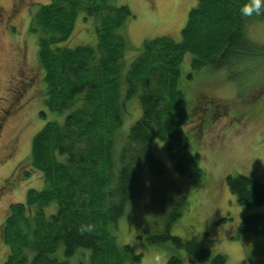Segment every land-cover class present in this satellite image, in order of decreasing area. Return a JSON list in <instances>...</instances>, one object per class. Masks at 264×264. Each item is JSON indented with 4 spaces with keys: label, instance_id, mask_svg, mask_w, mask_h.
<instances>
[{
    "label": "trees",
    "instance_id": "16d2710c",
    "mask_svg": "<svg viewBox=\"0 0 264 264\" xmlns=\"http://www.w3.org/2000/svg\"><path fill=\"white\" fill-rule=\"evenodd\" d=\"M244 2L197 0L180 42L165 36L145 41L134 58L127 52L126 24L134 19L127 6L48 0L30 7L42 101L65 119L47 122L32 138L25 167L9 179L12 185L14 178L38 175L43 187L8 207L0 226L9 249L4 264H142V255L119 242L120 221L132 206L144 224L140 239L165 249L166 264H228L225 254L214 251L215 242L173 235L188 198L157 157L156 143L179 175L194 179L202 172L188 126L195 104L210 100L193 89L206 74L234 78L252 63H264V44L248 33L264 15L241 16ZM82 15L96 42L70 48ZM133 104L140 114L135 119ZM226 183L246 210L264 205L263 181L240 175ZM263 231L264 216L244 214L239 235L262 237Z\"/></svg>",
    "mask_w": 264,
    "mask_h": 264
},
{
    "label": "rangeland",
    "instance_id": "374dc122",
    "mask_svg": "<svg viewBox=\"0 0 264 264\" xmlns=\"http://www.w3.org/2000/svg\"><path fill=\"white\" fill-rule=\"evenodd\" d=\"M46 2L0 0V226L11 204L24 202L29 189L43 187L38 175L23 181L14 178L15 183H9L15 171L25 167L32 138L47 122L62 124L65 119V114L51 113L43 104L37 36L28 32L30 7ZM112 2L127 6L134 16L126 24L130 45L127 52L134 58L145 41L165 36L180 42L197 0ZM78 20L76 34L68 43L70 48L96 42L93 33H88L89 29L92 31L91 22L84 21L83 15ZM248 33L254 42L264 44V21H252ZM248 70L234 78V74L226 72L206 74L193 89L201 92V98L210 100L195 104L193 121L188 126L193 155L202 170L194 179L179 175L162 144L156 143L157 157L188 198L173 235L215 242L214 251L225 254L228 264H264V234L262 237L238 234L244 214L264 216V205L246 210L226 183L228 176L240 175L264 182V63H252ZM130 111L133 119L140 117L136 104L130 106ZM130 125L127 122L128 129ZM138 212L132 206L120 221V244L129 245L142 255V264H166L165 249L149 246L140 239L144 224L137 222ZM129 238L130 242L125 243ZM8 255L9 249L0 240V264H4Z\"/></svg>",
    "mask_w": 264,
    "mask_h": 264
},
{
    "label": "clouds",
    "instance_id": "9594fccd",
    "mask_svg": "<svg viewBox=\"0 0 264 264\" xmlns=\"http://www.w3.org/2000/svg\"><path fill=\"white\" fill-rule=\"evenodd\" d=\"M239 12L243 17H251L253 14L256 16L264 15V0H246V2L239 5ZM130 238L125 240L129 243ZM157 259H160L157 257Z\"/></svg>",
    "mask_w": 264,
    "mask_h": 264
}]
</instances>
